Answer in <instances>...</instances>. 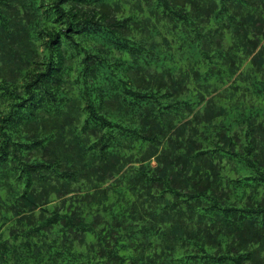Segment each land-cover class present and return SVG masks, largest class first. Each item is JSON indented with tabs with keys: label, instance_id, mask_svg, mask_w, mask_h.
<instances>
[{
	"label": "trees",
	"instance_id": "obj_1",
	"mask_svg": "<svg viewBox=\"0 0 264 264\" xmlns=\"http://www.w3.org/2000/svg\"><path fill=\"white\" fill-rule=\"evenodd\" d=\"M0 264H264V0H0Z\"/></svg>",
	"mask_w": 264,
	"mask_h": 264
}]
</instances>
